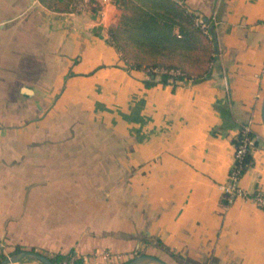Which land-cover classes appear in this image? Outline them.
<instances>
[{"label": "crops", "instance_id": "0c3cea01", "mask_svg": "<svg viewBox=\"0 0 264 264\" xmlns=\"http://www.w3.org/2000/svg\"><path fill=\"white\" fill-rule=\"evenodd\" d=\"M180 1L214 14L216 49L209 76L173 86L127 68L109 42L112 0L84 11L0 0V252L72 250L85 264L147 252L185 264L167 247L194 264H264V207L242 196L225 206L219 187L249 122L239 185L264 190V0ZM87 154L106 156V179L53 176L82 170Z\"/></svg>", "mask_w": 264, "mask_h": 264}, {"label": "trees", "instance_id": "16d2710c", "mask_svg": "<svg viewBox=\"0 0 264 264\" xmlns=\"http://www.w3.org/2000/svg\"><path fill=\"white\" fill-rule=\"evenodd\" d=\"M112 1L122 11L119 21L108 26L109 42L117 50L127 68L143 69L147 72L148 78L144 80L146 85L154 84L156 75L159 82L171 83L173 86L185 79L197 81L209 76L216 49L214 26L210 16L203 15L208 22V34H205L193 21V16L197 12L189 10L180 0ZM39 2L53 10L71 11L74 9L75 0H39ZM91 8H94V5H91ZM205 39L210 44L207 66L201 71L192 72L186 66V62L194 50L205 44ZM127 46L135 50L131 57L123 52ZM155 67L164 68L165 71L157 73L154 71ZM241 128L242 125L233 138L234 145H237L242 137ZM251 159V153L248 151L242 159V172L249 166ZM158 243L165 247L160 240ZM165 248L170 255L183 263H195L192 258ZM30 249L39 251L34 247ZM72 254L74 251L70 250L65 253L54 252L48 256L55 263L61 264ZM5 256V253L0 252V260ZM73 264H85L83 257L77 256Z\"/></svg>", "mask_w": 264, "mask_h": 264}, {"label": "built area", "instance_id": "2783aa9c", "mask_svg": "<svg viewBox=\"0 0 264 264\" xmlns=\"http://www.w3.org/2000/svg\"><path fill=\"white\" fill-rule=\"evenodd\" d=\"M102 1H109V0H102ZM95 3H96L95 0H75L74 10L76 11L88 10L91 7V5H94ZM210 18L212 21H214L215 20L214 14H212ZM193 21L197 26H199V28L205 34H208V22L206 21V19L203 17L202 14L199 13L194 14ZM154 71L158 73L161 71H165V69L160 67H155ZM170 72H175V71L170 70ZM241 132H242V137L240 138V141L238 142L237 145H234L233 161L229 168L227 179L219 186L222 192V198L224 199V205L228 206L233 202L235 197L242 196L245 199L252 200L257 206L264 207V190L263 191L256 190L253 192H248L239 185V179L242 174V167H243L242 159L244 155L253 146L255 140L254 135L253 134L251 135L252 130L249 122L242 124ZM98 253L100 252L95 251L92 255L93 256L99 255ZM100 254L103 257H107L108 252L104 251L101 252ZM77 256L78 255L74 253L70 256L68 260H64L61 264H73V261ZM82 257L84 260L86 259V256H82ZM10 264H19V262L10 263Z\"/></svg>", "mask_w": 264, "mask_h": 264}, {"label": "rangeland", "instance_id": "374dc122", "mask_svg": "<svg viewBox=\"0 0 264 264\" xmlns=\"http://www.w3.org/2000/svg\"><path fill=\"white\" fill-rule=\"evenodd\" d=\"M119 9H120V13L117 14L116 22L119 21L120 14L122 11V9L120 7H119ZM204 42H205V44L203 46L197 48L196 50H194L192 52L191 57L186 62V66L192 72L201 71L202 69H204L207 66V55L209 54L210 44H209L207 39H205ZM123 52L127 56L131 57L134 54L135 50L133 48H131L130 46H127ZM74 131L75 130H70L71 133H74ZM91 132H92L91 128H88V129L85 128L84 135L89 136ZM99 139L100 138L94 139V142L97 143V140L99 141ZM68 142H69L68 144L71 147L72 146L74 147L76 145V142L74 139H71ZM83 142H84V146L91 147V145H92L91 139L84 138ZM48 144L51 145L53 148H58L59 146L63 145V144L60 145V141L55 140V139H52V141ZM51 157L53 160H56L55 161L56 163H59V164L63 163V162H67V163L74 162L75 158H78V157H75L72 155H68V157H67V156H60L58 154H55ZM63 157H65V158H63ZM101 157L102 156L92 155V154L83 155L82 156V159H83L82 162L83 163H82V165L81 164L79 165L80 167L83 166L82 170L80 168H78V170H68L67 172H65V171H59L57 169L56 171L55 170L52 171L53 176L63 177L64 175H67L68 178H75V177H77V175L78 176L81 175L84 177V180H89V179H94V178H99L100 180L106 179L109 171L102 169V166H103L102 164L105 163V161H103V160L106 159L105 158L106 156H104L102 158ZM79 158H80V156H79ZM98 167H100V169H97ZM97 252L101 253L104 251H97ZM100 253H98L99 255H96V256L97 257L101 256L102 258H108L110 255V253L108 252L107 257H103ZM117 257H119V256H117ZM36 262H37L36 264H42L39 261H36Z\"/></svg>", "mask_w": 264, "mask_h": 264}, {"label": "water", "instance_id": "95a60500", "mask_svg": "<svg viewBox=\"0 0 264 264\" xmlns=\"http://www.w3.org/2000/svg\"><path fill=\"white\" fill-rule=\"evenodd\" d=\"M261 121L264 124V95L261 102ZM26 258H31L32 260L39 261L42 264H57L54 261H52L48 255L39 251L32 250L30 248H19L9 252L2 260H0V264H10L15 262H20L21 260ZM120 264H169V263L155 254L140 252L126 259Z\"/></svg>", "mask_w": 264, "mask_h": 264}]
</instances>
